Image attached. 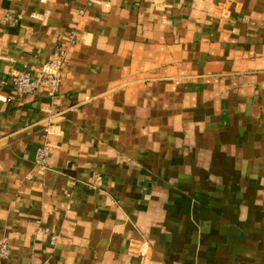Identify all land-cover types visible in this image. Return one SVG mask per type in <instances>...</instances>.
Listing matches in <instances>:
<instances>
[{
	"label": "crops",
	"instance_id": "obj_1",
	"mask_svg": "<svg viewBox=\"0 0 264 264\" xmlns=\"http://www.w3.org/2000/svg\"><path fill=\"white\" fill-rule=\"evenodd\" d=\"M61 50L0 84L1 264H264V0H0V83Z\"/></svg>",
	"mask_w": 264,
	"mask_h": 264
},
{
	"label": "built area",
	"instance_id": "obj_2",
	"mask_svg": "<svg viewBox=\"0 0 264 264\" xmlns=\"http://www.w3.org/2000/svg\"><path fill=\"white\" fill-rule=\"evenodd\" d=\"M92 2L93 0H89ZM9 19V18H7ZM69 43H73L75 41L74 33H71L67 38ZM67 63L65 50H61L58 58L45 65L44 68L35 74H31L29 72H16L10 75L7 82L2 81L0 84L2 86L9 85L13 94L17 98H22L27 95L35 94L39 91H42L46 98L54 99L60 89L61 84V76L60 70L61 67ZM0 102L7 103V99L0 96ZM50 135V128L46 127L44 129V139L43 141L36 147L33 165L37 170L43 171L47 167V161L50 155V145L47 141V137ZM101 177L96 176L94 179V186H101ZM47 233V230L44 231ZM50 242L54 243L56 237L51 236ZM10 256V248L5 241L0 243V264L6 260H8Z\"/></svg>",
	"mask_w": 264,
	"mask_h": 264
}]
</instances>
